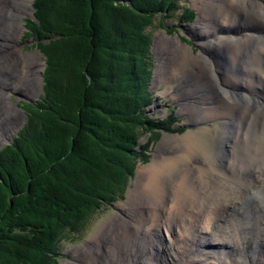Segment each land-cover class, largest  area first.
<instances>
[{"label": "trees", "instance_id": "obj_1", "mask_svg": "<svg viewBox=\"0 0 264 264\" xmlns=\"http://www.w3.org/2000/svg\"><path fill=\"white\" fill-rule=\"evenodd\" d=\"M64 4L35 0L26 25L46 59L44 95L25 104L28 121L0 150V264H58L65 233H78L102 203L123 196L137 163L148 162L150 144L161 131L174 132L172 118L154 120L147 112L154 98L146 30L158 16L166 28L178 11L192 23L195 11L180 0H90L83 8L91 13L77 26ZM71 63L81 75L69 117L58 71ZM145 132L152 137L139 153Z\"/></svg>", "mask_w": 264, "mask_h": 264}, {"label": "bare ground", "instance_id": "obj_2", "mask_svg": "<svg viewBox=\"0 0 264 264\" xmlns=\"http://www.w3.org/2000/svg\"><path fill=\"white\" fill-rule=\"evenodd\" d=\"M199 1L206 10L189 31L200 53L193 56L191 49L175 38L177 60L168 70L183 89L182 114L188 116L189 123H221L220 129L215 128L216 147L205 143L196 131L165 138L154 163L141 173V191L123 205L126 214L117 218L113 233L98 238L114 236L118 259L123 262L126 252L131 264H171L190 250L184 264H247L244 253L249 251L245 247L261 243L259 237L264 234V194H255L260 189L264 192V0ZM32 3L9 0L3 4L0 0V51L11 53L0 60V104L7 111L5 116L0 114V126L7 130L13 119L19 121L0 134V145L19 128L21 116L17 105L6 103L5 98L19 92L34 97L42 89L44 60L39 53L23 54L16 44L18 31L25 29L22 17L31 13ZM177 90L168 88L166 94ZM239 204L251 206L232 218H221ZM223 209L225 212L220 211ZM137 213L143 215L133 219ZM158 213L164 215L159 226L146 229L144 221ZM216 218L221 221H214ZM162 227L168 234L175 232L170 245L160 237ZM136 228L145 237L150 235L149 244L143 239L137 244L133 239V247L129 245L126 239L132 234L125 236ZM218 238L221 241L216 245L213 241ZM174 245L178 249L175 253L171 251ZM198 245L204 248L197 250L204 253L201 257L194 253ZM214 246L217 250L211 249ZM144 247L145 253L140 251ZM230 247L237 250L235 259L216 257L225 255ZM127 250L136 254L128 255ZM260 260L253 264H260Z\"/></svg>", "mask_w": 264, "mask_h": 264}, {"label": "rangeland", "instance_id": "obj_3", "mask_svg": "<svg viewBox=\"0 0 264 264\" xmlns=\"http://www.w3.org/2000/svg\"><path fill=\"white\" fill-rule=\"evenodd\" d=\"M8 1L9 0H2V3L6 4ZM32 1H34V0H32ZM84 1L86 3L88 2V4H90V0H83V1L82 0H80V1L79 0L78 1L77 0L76 1L75 0H70V1L65 0L64 14L68 15L71 20L76 21L77 26H79L81 24L82 18H86L91 13V11H89V10L85 11V9L83 8L84 7L83 4L85 3ZM126 3H128V4H126ZM118 5H120V6L124 5L125 7L126 6L128 7L129 2H122L121 1L120 3H118ZM180 6L181 7L184 6V7L190 8V9L195 11L196 18L192 23H184V21H182L181 11H178V12H175L174 14H172V17H169V19H166L164 21V25L166 26V28L161 27L162 20L158 16L154 20L153 24L149 28H147V30H146V33L151 37V41H152L150 52L152 55V65H153V71L152 72H153V74H152V80L150 83L149 91L152 92L153 98H154L153 103L147 107V112H148V115L151 118H153L154 120H164V119L172 118L173 120H171V121H173V123H174V126H173L174 132L171 133V132L161 131V136L158 139V141H156V143L150 144V146L146 152V154L148 156V162L147 163H143V162L137 163V169L135 170V173H134L135 175H133V177L128 178V182L126 185V191H125L123 196H121V197L118 196V198L116 197V200H114L112 203H102L100 205L99 209L96 210L89 217V219L87 220L84 227L78 233H73V232L72 233H68V232L65 233V236H63V238L61 239V241L59 243L58 264H131V259L129 258V256H127V259L125 257L126 252H123V254H122V257L126 261L123 262L121 260V258H120V260L118 259L119 254L116 250L117 249V241H116V238H114V236H110V237L108 236V238L103 237V240H99L98 238L101 237V235L103 233H105L106 235L107 234L110 235V233H113V229H114L113 225H115L114 223L116 222L117 218H119V216L122 217L121 215L126 214L125 211L122 209L123 205L128 203L129 200L131 199V197L136 196L134 193L141 191L140 186H139L140 184L138 183L142 179L141 173H142V171L148 169L154 163L156 157L159 155V148H160L161 144L163 143V141L165 140V138L168 136H177V135L183 136L189 131H196V132H199L200 136L203 138L204 141L206 140L205 143L208 142L209 145L212 144L211 145L212 148L216 147V144H215L216 138L215 137L218 136V133H217V131H215V128L220 129L221 123L212 122V121H204V122L200 123L199 125L191 124V122L189 123L188 116L185 114H182V112H183L182 109L184 106L183 100H182L183 93H184L183 89L182 88L179 89L178 79L176 78L175 74H172V73L170 74V72H169L170 70H168L172 66L171 65L172 62H174V60H177V56H175L176 52H175V48H174V45L176 44V42L173 41L175 38L180 39L181 43L183 45H185V47L187 49H191V51L193 52V56H197L201 50V48L198 46V42L196 41L193 33L191 31H189V29L192 28V26H194L196 24L200 15L202 14V12L203 11L205 12L206 9H205L204 3L202 1H199L197 3L196 0H180ZM33 13H34V11H33V3H32L31 13H27L24 15L25 17L24 16L22 17V20L24 22L23 26L25 29H26L25 20H27L28 18H32ZM4 17H5V15L3 14V19H4ZM25 29H23V32H20V30L18 31L19 38H18V41H16V44L18 45L19 49L22 50L23 54L29 55V54H33V53H39L41 55V58L44 60V62H45L44 70L41 71L42 89H39L38 93L34 97L29 96L26 93L19 92V93H12V95L5 98L4 101L6 103H11V104L15 103L17 105V110L21 113V116H20L19 128L13 133L12 137L9 138L8 141H6V142L4 141V143L0 145V150L3 149L5 146H9L13 143V139L15 138V136L18 135V133L23 129L26 122L28 121V116H27L26 111H25V104H34L35 102L40 100L44 95V79H43V76H44V73L46 70V59H45L44 55L41 53V51L37 48V44H38L37 41L33 37L28 38L27 31ZM75 40H76V37H75ZM74 44H75V41H74ZM10 54H11L10 52L5 54L4 52L0 51V60L2 61L3 57L8 56ZM67 62L70 63V61H67ZM61 63L65 64V66H66V60H62ZM61 72H62V74H60ZM78 72L79 71H77V68H75L74 64H72V63L70 65H68L67 71H66V68L64 71L63 70L61 71V69L58 71L59 79L63 80L62 85H64L67 88L66 89L67 90L66 99L68 101V105H67L68 107L66 108V110L64 112L65 116L66 115L69 116L68 115L69 114L68 109L70 111V109H71L70 106H73L72 101H74L73 98H74V95H76L75 88L78 85V83H76V82H77V80L80 82V75L81 74L80 73L77 74ZM179 76H182V74L180 73ZM164 77L171 78V80L166 82ZM177 87H178V90H177L178 93L173 91L171 94H166L168 88H172V89L176 90ZM192 90L195 91V89H192ZM34 91L35 90L32 91V94H34ZM6 113H7L6 109L4 108V110H3V104H0L1 116H5ZM185 113H189V111L185 110ZM70 114L72 115V113H70ZM69 117H71V116H69ZM13 120L14 121L12 123H10V126L7 125L8 129L13 128L12 125L15 122H19L17 120V118L13 119ZM7 130L4 129L3 126H0V134L5 133ZM68 130H67V132L66 131L64 132V137L62 138L63 140L66 139V143H67L66 134H67V136L69 135ZM151 134H152V132L151 133L145 132V134L144 133L142 134L143 136L140 138L139 143H138V148H137V151L139 153L141 150L139 148H141V146L147 145V143H149V138L152 137ZM20 165L25 167V164H23V161H20ZM98 182L99 181H97L96 185H98ZM55 183L56 182L54 181L53 184H55ZM64 184H65V182H64ZM65 185H64V189L68 188V185L67 184H65ZM69 185H71V184H69ZM91 186L92 185H90V187ZM99 186H100V183L98 185V188H99ZM93 189H95V187H93ZM262 190L263 189H260L259 192L255 193V194L256 195L264 194V192H261ZM73 196L74 195L72 193L71 197H73ZM141 196H139V198H141ZM70 203L75 204V201L71 198V200L68 202V204L70 205ZM250 206H251V204H249V205L239 204L238 207L232 208L230 211H227L221 218L222 219L232 218L231 217L232 215H236L238 213L241 214V213H243V211H248ZM242 208H243V210H242ZM140 210H138V212H140ZM225 210L226 209H223L220 211L225 212ZM142 215H143L142 213H137V216L135 214H133V219H137L138 217H140ZM145 217H147V216H145ZM157 217H155V218L150 217L149 220L147 218L146 221H144V223H143V224L147 225V227H145V228L149 229L148 226H150V225L159 226L158 221L163 220L164 215L158 213ZM169 217H171V216H169ZM221 218H216L214 221H216V220L219 221ZM223 221L225 222V220H223ZM162 228H163V230H162V232H160V237L164 238L166 245L167 244L170 245L169 241H172L173 237L176 236L175 232L174 233L172 232V234H168L164 230L165 228L164 227H162ZM139 231L140 230L138 228H136V229H134V231L130 232L129 234H127L125 236V238H126L127 236L132 234L131 235L132 237L130 239H126V241L128 240L127 241L128 243L130 242L129 245L131 247H133V244H132L133 239H136V242L138 240L137 244L141 243L140 240H142V239L144 241H146L145 245L147 243L149 244L150 239H151L150 235H147V237H145L144 233L139 232ZM245 232H248V233H246L247 236L250 235L249 231H245ZM157 235H158V233H157ZM259 238H260L259 241L261 243H258V242L253 243L251 246V249L247 248L250 243L248 244V246L245 247V251H249V253H244V255H245L244 257H246V262L248 261L247 264H253V261H255V260L259 261V259H261L259 262L261 264L262 259H264V250H263L264 243L262 244V242H264V234L262 236H260ZM251 239L252 238H250L249 240H251ZM220 241H221V239L218 238V239H215L213 242H214V244L217 245L218 243H220ZM202 243L204 244V242L200 241V244H202ZM203 244H202V246H204ZM205 244H206V242H205ZM235 245L236 244H234V246ZM215 246L212 247L211 249H216ZM145 249H146V247L141 248L140 251L145 253ZM203 249H201L200 245H198V246H196L194 253L196 255H200V257H201V254H204V253H197V250H203ZM177 250L178 249L174 245V247L172 248L171 251L174 252ZM234 251H237V250H235L234 247L233 248L230 247V249H227L225 251V255L222 256V254H217L216 257H218V259H220L222 257L221 258L222 260H227L230 257L232 259H235L234 257H237V256L236 255L233 256V253H235ZM127 253L129 255V254H132L135 252H131V251L127 250ZM190 254H191L190 250L187 253V255L185 254V252H183L182 254H180L178 256L179 259L176 263H174V262H170V263L171 264H184V259L186 260L187 256H190ZM242 254H243V252H242ZM157 256H160L159 253L157 254ZM183 256H185L186 258ZM244 264H246V263H244Z\"/></svg>", "mask_w": 264, "mask_h": 264}]
</instances>
